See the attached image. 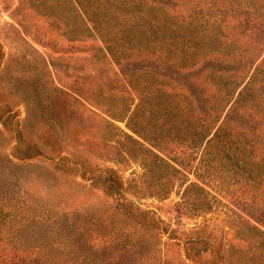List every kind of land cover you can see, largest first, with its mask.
<instances>
[{
    "label": "trees",
    "instance_id": "1",
    "mask_svg": "<svg viewBox=\"0 0 264 264\" xmlns=\"http://www.w3.org/2000/svg\"><path fill=\"white\" fill-rule=\"evenodd\" d=\"M69 1L76 34H96L108 64L94 52L69 86L0 84L4 127L11 100L27 108L24 131L19 120L0 141V213H21L1 217L0 264H264V0ZM89 113L104 120L108 157L139 170L125 178L76 148L97 134L70 135ZM218 165L235 177L223 192L243 187L248 199L222 201ZM175 184L183 213L222 201L246 234L232 242L197 224L178 234L141 205Z\"/></svg>",
    "mask_w": 264,
    "mask_h": 264
},
{
    "label": "rangeland",
    "instance_id": "2",
    "mask_svg": "<svg viewBox=\"0 0 264 264\" xmlns=\"http://www.w3.org/2000/svg\"><path fill=\"white\" fill-rule=\"evenodd\" d=\"M73 14L74 9L69 0H67V6H62L61 0H0V84L10 86L13 82H22V84L45 82L52 85L60 82L69 86L75 76L76 66L79 63L90 65V61L95 59L94 52L101 55L106 63L109 58L103 43L96 34H92L88 30L82 34H76V21ZM260 45L262 49L264 40ZM53 72L55 73L53 74ZM11 101H13L11 102V111L14 113L10 117L12 123L8 127H4L0 123V141L3 145L12 139V129L18 126L19 120H22L20 129L22 131L25 129L23 120L27 115V108L25 105L19 104V101ZM89 115L86 118L76 119L78 122L73 128H70V135L80 137L79 132L81 130L89 131L91 134L92 131H96L97 134L89 136V144L86 142V144L77 145L76 148L100 156L97 161L106 159L104 162L116 167L125 178L132 175L131 170H139V162L136 160L119 162L108 157L114 148L99 137L105 131L104 120L98 114L89 113ZM117 124L126 129L124 122L118 121ZM122 148L123 145L121 144L120 149ZM196 150L199 153L200 149ZM13 160L21 162L15 158ZM35 160L37 164L45 163L40 159ZM37 164H33V168ZM49 166L51 165L49 164ZM217 168L222 174H225L228 184L227 182L218 184L221 192L218 188L213 187L212 189L206 185L211 192L218 190L219 195L223 196L222 201L224 202L226 200L231 202L230 200L236 196L241 200L249 198L243 187L223 192L224 186L235 184V177L232 176L233 170L231 168L225 169V165H218ZM187 177L194 178L191 172L188 173ZM180 188L181 185H173L169 196L163 199L144 193L139 200L142 206L156 210L159 216L167 221L170 227L175 228L178 234H182L181 232L192 233V227L195 224L206 228L217 226L222 229L228 241L232 242H237L239 235L244 236L246 234L248 230L246 225L241 227L240 217L225 209L222 201L216 202L214 207L208 211H197L193 215L183 213L180 206L175 203L179 197ZM93 189L95 191L94 196L99 197L96 194L100 193L97 187ZM95 197L94 199H96ZM3 213L4 211L0 213V220L1 217H5L8 221L16 220L21 214L18 213L13 217L11 213ZM241 216L247 217L245 213H241ZM4 240L3 237L0 243ZM248 243L252 244V242ZM247 247L250 248L249 245ZM170 248L176 254V245H171Z\"/></svg>",
    "mask_w": 264,
    "mask_h": 264
}]
</instances>
